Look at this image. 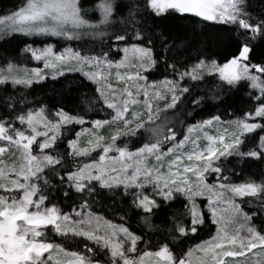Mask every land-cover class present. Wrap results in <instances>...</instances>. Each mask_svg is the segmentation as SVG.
Returning a JSON list of instances; mask_svg holds the SVG:
<instances>
[{
  "label": "snow or ice",
  "instance_id": "snow-or-ice-1",
  "mask_svg": "<svg viewBox=\"0 0 264 264\" xmlns=\"http://www.w3.org/2000/svg\"><path fill=\"white\" fill-rule=\"evenodd\" d=\"M173 14L228 25L234 51L221 62L211 49L149 26V18ZM9 34L80 45L25 44L42 68L6 61L0 85L31 87L82 71L96 85L93 108L107 113L88 120L87 112L0 96V264H264V178L234 183L236 168L226 163L264 164V59L254 62L264 45V0L256 8L252 0H25L0 16V35ZM225 86L248 88L252 109L186 122L222 102ZM98 198L116 204L125 223L138 213L143 230L94 214ZM208 220L215 235L185 250ZM153 235L161 237L155 245Z\"/></svg>",
  "mask_w": 264,
  "mask_h": 264
},
{
  "label": "trees",
  "instance_id": "trees-1",
  "mask_svg": "<svg viewBox=\"0 0 264 264\" xmlns=\"http://www.w3.org/2000/svg\"><path fill=\"white\" fill-rule=\"evenodd\" d=\"M25 0H0V16L10 14L18 7L22 6ZM253 8L259 5L260 0H252ZM149 26L155 28L157 32H164L170 36L172 40L184 43L195 42L196 48L211 49L210 55L215 59L223 62L234 51V45L227 40L229 33L226 29L229 27L224 24H215L214 22L202 21L201 18L193 16H180L173 14L167 17L149 18ZM34 42V43H33ZM56 42L51 37H25L20 34H9L8 36L0 35V67L5 65L6 61H11L19 67L33 68L40 67L41 63H36L35 60L30 58L28 53L24 52L25 44H31L34 46H43V44ZM76 48H79L80 42H70ZM191 55L195 56L197 53L193 50ZM264 59V45H261L256 49L254 62ZM45 74H48L50 70H44ZM50 77V76H49ZM96 85L89 82L81 72L75 71L66 73L65 76L59 77L56 80L48 79L40 83H34L31 87L17 86V85H0V96H6L8 94H14L16 96H23L27 99V102L33 107H36V101H42L44 105L48 107L49 111H54L59 107H64L65 111L72 114H82L87 112L86 119H100L103 118L107 110L101 111L99 105L95 104L96 93L94 91ZM91 101V104L89 103ZM253 107V100L249 97V89L244 87L237 89H228L226 86L223 88V99L216 105L209 104L205 106L206 110H200L187 117V123L191 124L201 119H207L211 115H220L222 120H230L237 117H241L243 113L251 110ZM183 119V117H182ZM83 126H90L85 124ZM81 125H70L68 129L64 131L66 138H74V133L78 132ZM203 142V141H202ZM65 145L61 144L60 151L64 150ZM228 167L235 166L237 174L232 177V182L242 183L249 179H256L257 182L261 178H264V164L259 162H248L246 164H237L235 159L229 158L226 162ZM239 202V201H238ZM65 201L60 204L63 211H68ZM206 200L201 199L200 204L203 207ZM120 207H124L123 204ZM116 204L111 200H97V203L93 204L90 211L94 214H98L102 218L112 221L115 224L125 223L121 221L120 217L122 212H115ZM207 218V212H206ZM160 219L155 220V223L160 224ZM260 221L257 220V224ZM125 226L129 227L132 231L139 234L143 229L140 223L139 214L129 212L126 219ZM216 231V226L211 224L208 220L205 226L201 227L198 231L196 238H193L185 246V250L194 246L196 243H200L203 240L211 238ZM50 239L55 240L58 243H64L65 247L80 249L82 247L81 242L77 241L75 244L62 241L54 234H50ZM159 235H153L152 239L155 245V241L159 240ZM155 250L153 246L152 249Z\"/></svg>",
  "mask_w": 264,
  "mask_h": 264
},
{
  "label": "rangeland",
  "instance_id": "rangeland-1",
  "mask_svg": "<svg viewBox=\"0 0 264 264\" xmlns=\"http://www.w3.org/2000/svg\"><path fill=\"white\" fill-rule=\"evenodd\" d=\"M51 38H54L55 39V41L56 42H53V43H51V44H54L55 45V48H56V50H58V51H62L63 50V48L65 47V46H69V47H74L73 45H71V44H69L70 42H65V41H58L57 40V38H55V37H51ZM34 47H42V46H34ZM37 64L38 63H41V62H37V61H35ZM36 67V66H35ZM41 68H42V63H41V66H40ZM20 68H23V67H20ZM34 68V67H33ZM89 69H87V68H84L83 69V71H88ZM112 71H113V73H115V71H116V69H112ZM121 71H123V70H121ZM78 72H81L82 73V71H78ZM48 76H51L52 75V73H51V71L50 72H48V74H47ZM83 128H87V127H90V126H82ZM81 127V128H82ZM81 128H80V130H81ZM79 130V131H80ZM78 131V132H79ZM109 129H107V128H104V129H101L100 130V133L101 134H103V135H109ZM207 131L209 132V134H212V135H215L216 134V132L213 130V129H207ZM193 135H196L195 133L193 134ZM203 141V142H202ZM201 144H203V143H205V141L203 140V134H201ZM201 200V199H200ZM200 200L198 201L199 203H200ZM115 224V223H114ZM216 232V231H215ZM214 235H215V233H214ZM213 235V236H214ZM210 239V238H209ZM208 240V239H207Z\"/></svg>",
  "mask_w": 264,
  "mask_h": 264
}]
</instances>
